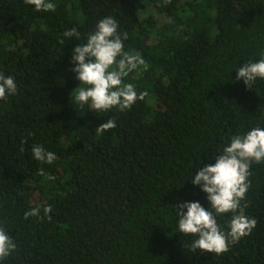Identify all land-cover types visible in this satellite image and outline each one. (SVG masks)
<instances>
[{
    "label": "trees",
    "instance_id": "1",
    "mask_svg": "<svg viewBox=\"0 0 264 264\" xmlns=\"http://www.w3.org/2000/svg\"><path fill=\"white\" fill-rule=\"evenodd\" d=\"M50 2L37 12L0 0V73L17 85L0 100V227L16 244L0 264H264V162L241 201L256 227L227 252H193L198 237L177 224L181 204L212 211L198 171L264 128V80L248 89L236 72L264 59V0ZM108 16L146 62L124 83L147 95L123 111L80 110L73 49ZM72 28L79 39L63 36ZM108 119L116 127L95 132ZM34 145L57 159L35 160ZM231 218L216 216L221 230Z\"/></svg>",
    "mask_w": 264,
    "mask_h": 264
},
{
    "label": "clouds",
    "instance_id": "2",
    "mask_svg": "<svg viewBox=\"0 0 264 264\" xmlns=\"http://www.w3.org/2000/svg\"><path fill=\"white\" fill-rule=\"evenodd\" d=\"M24 2L34 6L37 12L55 10V4L50 0ZM118 27L114 18L105 17L98 22L95 31L87 36L86 43L73 49L71 63L80 86L70 98L80 110L87 106L98 113L112 108L123 111L147 95L146 92L138 95L133 84L124 83V78L140 66L146 68V62L139 53L124 51L123 42L127 39V32L121 36ZM63 36L79 39L80 33L77 28H72L65 31ZM63 42L62 39L60 43ZM236 72L237 80H242L248 89H253L258 78L264 80V59L249 61ZM16 91L14 78L0 73V100H6L8 95ZM115 127V120L108 119L95 132L103 133ZM31 151L35 160L49 165L57 159L54 153L45 151L41 145H34ZM253 162H264V128L256 127L243 136L232 137L230 144L217 156L215 164L203 167L194 176V186H200L207 194L212 211L205 210L199 202H188L178 207V231L198 237L192 243L193 252L197 249L215 254L227 252L231 244L250 235L256 227V219L246 216L241 204L249 189L248 176ZM40 174H44L43 169ZM43 211L49 215L52 208L49 206ZM228 213L232 214V218L228 225L229 231L225 232L221 230L216 216ZM39 215L40 209L34 208L25 213V219ZM15 249L11 234L0 227V261Z\"/></svg>",
    "mask_w": 264,
    "mask_h": 264
}]
</instances>
